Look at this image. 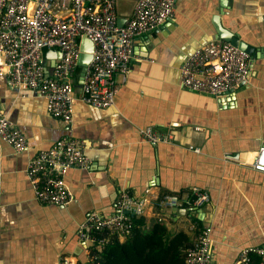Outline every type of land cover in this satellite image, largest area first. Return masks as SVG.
I'll return each instance as SVG.
<instances>
[{
	"label": "crops",
	"instance_id": "1",
	"mask_svg": "<svg viewBox=\"0 0 264 264\" xmlns=\"http://www.w3.org/2000/svg\"><path fill=\"white\" fill-rule=\"evenodd\" d=\"M116 6L119 15L130 14L134 0ZM216 15L257 54L248 81L223 96L185 88L180 76L189 54L216 39ZM263 51L264 0H174L170 21L134 38L127 80L116 75L112 106L79 99L78 73L72 121L64 122L48 113L37 90H17L0 75L1 107L27 138L21 152L0 140V264H60L64 256L87 263L82 225L92 210L113 214L124 189L134 196L150 188L152 196L207 190L211 199L201 208L181 214L150 206L142 216L146 229L160 219L171 235L183 231L191 242L194 222L211 226L212 264H234L243 248L264 245V172L252 166L264 145ZM60 56L57 48L43 51L49 74ZM146 126L174 138L148 143L140 136ZM62 137L83 140L90 159L68 170L72 200L65 206L38 200L26 172L32 157Z\"/></svg>",
	"mask_w": 264,
	"mask_h": 264
},
{
	"label": "built area",
	"instance_id": "2",
	"mask_svg": "<svg viewBox=\"0 0 264 264\" xmlns=\"http://www.w3.org/2000/svg\"><path fill=\"white\" fill-rule=\"evenodd\" d=\"M115 3L116 0H0V75H6L19 89L37 90L46 101L48 113L69 123L77 100L73 77L77 75L81 38L86 35L93 42V51L79 99L97 107L112 106L120 84L116 75H122V82L127 80L134 38L174 17V0H137L130 18L119 26ZM51 48H57L61 56L49 74L43 64V51ZM251 59L231 42L212 39L189 54L181 65V83L199 93L223 96L248 81ZM140 136L151 144L174 138L151 126L141 128ZM0 140L18 152L27 148L24 132L11 122L1 104ZM85 150L83 140L62 137L32 157L26 172L35 197L44 203L69 204L72 194L65 176L72 167L88 166L90 159ZM194 150L200 151L197 147ZM252 166L264 172V145L257 150ZM210 199V193L199 186L183 193L154 196L151 188L140 196L124 189L113 214L89 212L80 238L86 249L103 248L109 234L130 235L133 216L145 214L150 206L160 211L174 207L187 210L201 208ZM191 229L195 239L186 250L184 264H212L211 226L194 222ZM60 264L86 263H71L64 256ZM234 264H264V245L243 248Z\"/></svg>",
	"mask_w": 264,
	"mask_h": 264
},
{
	"label": "trees",
	"instance_id": "3",
	"mask_svg": "<svg viewBox=\"0 0 264 264\" xmlns=\"http://www.w3.org/2000/svg\"><path fill=\"white\" fill-rule=\"evenodd\" d=\"M79 72L78 66L77 75ZM133 220L130 235L108 233L109 242L91 249L86 264H184L186 250L193 243L185 232L171 235L160 219L150 229L145 228L142 215H134Z\"/></svg>",
	"mask_w": 264,
	"mask_h": 264
},
{
	"label": "water",
	"instance_id": "4",
	"mask_svg": "<svg viewBox=\"0 0 264 264\" xmlns=\"http://www.w3.org/2000/svg\"><path fill=\"white\" fill-rule=\"evenodd\" d=\"M137 3V0H134V7L131 10L130 14H125V15H119L117 13V23L119 26H123L125 24V22L127 21V19L130 18V16L133 13V10L135 8V5ZM117 4V0L116 3ZM227 7V3L222 2L221 3V8H225ZM117 8V6H116ZM214 25H215V29H216V33L217 39H222L225 41H229L231 42L233 45L237 46L238 48H240L241 50L247 52L251 57H255L256 54V49L247 44L246 42H244L243 40H241L239 38V36L237 34H235L234 32L226 29L220 20L219 15H216L215 19H214ZM92 51H93V42L86 36L84 35L81 38V47H80V55L78 57V66L80 67V72H79V79H78V85L81 86L83 80H84V75L86 72V69L92 59ZM264 53V51H263ZM17 88V90L19 89L17 86H15ZM20 90V89H19ZM172 211L177 212V213H181V214H185L186 213V209L182 208V207H174L171 208Z\"/></svg>",
	"mask_w": 264,
	"mask_h": 264
}]
</instances>
